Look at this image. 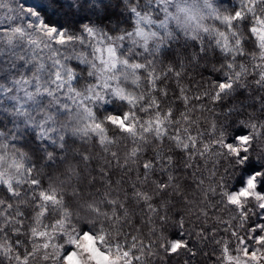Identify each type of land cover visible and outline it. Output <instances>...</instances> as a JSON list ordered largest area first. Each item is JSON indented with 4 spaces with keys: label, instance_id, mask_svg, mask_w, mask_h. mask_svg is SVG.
<instances>
[{
    "label": "snow or ice",
    "instance_id": "obj_1",
    "mask_svg": "<svg viewBox=\"0 0 264 264\" xmlns=\"http://www.w3.org/2000/svg\"><path fill=\"white\" fill-rule=\"evenodd\" d=\"M57 3L40 0L53 10ZM122 3L131 23L105 31L90 24L57 27L22 3L0 2L14 13L0 20V116L11 125L0 126V256L9 264L36 258L41 264H145L158 252L195 256L185 216L170 209L180 201L190 214L207 218L215 200L213 208L236 213L233 228L236 221L240 229L248 225L244 235L231 233L237 254L214 233L205 236L202 229L197 238L220 245L227 264H264V222L252 221H264V120L243 118V104L225 105L252 85L264 90V0H235L231 7L215 0ZM27 17L34 19L25 23ZM174 45L180 47L172 57ZM209 53L220 58L210 69L217 75L182 83L188 68L208 67L200 61ZM256 103L264 114V95L247 107ZM197 111L211 112L207 126ZM29 133L36 149L25 151L15 142ZM77 141L99 147V167H92L89 151L71 148ZM57 150L61 164L69 155L77 162L53 178L47 163L38 168L33 157L55 163ZM201 161L214 168L207 187ZM185 185L201 192L204 203L190 199ZM136 208L151 224L148 236L156 237L147 244L124 231L135 224Z\"/></svg>",
    "mask_w": 264,
    "mask_h": 264
},
{
    "label": "trees",
    "instance_id": "obj_2",
    "mask_svg": "<svg viewBox=\"0 0 264 264\" xmlns=\"http://www.w3.org/2000/svg\"><path fill=\"white\" fill-rule=\"evenodd\" d=\"M101 5V6H97ZM38 12L42 16L43 19H47L49 22L54 23L57 27H65L70 28L72 30H79L82 24H90L95 25L99 28H103L105 31H109L113 28L123 29L127 28L131 23L129 14L124 11L122 0H102L99 2H92L89 0H77L76 2H67L65 0H58L55 10L51 6L49 7H37ZM130 30V29H129ZM111 35L119 34V31L110 32ZM126 46V44H125ZM180 46L174 45L171 49V56L174 57ZM194 47H190L188 52L194 51ZM207 62V68H188L185 79L182 83H195V82H208L210 78L216 76V73L210 72V69L213 65L219 67L220 58L214 57L211 53H209V57L207 61L201 60L200 64L203 65ZM169 63V59H164V64L167 65ZM163 71V68L160 69ZM190 77H194L195 79L190 81ZM175 83V81H173ZM251 84V81H249ZM249 93H252V96H249ZM264 95V90L257 89L255 85H252L251 88H246L242 90V94L232 98L231 100L225 101V105L228 107H237L239 108L241 104L246 106V115L243 118H247V114H251L254 117L264 120V114L260 112V104L256 103L255 108L247 107V105H251L254 102L256 97ZM208 107L211 109L212 106L209 104ZM182 110V109H181ZM220 107H216L213 109L215 112H219ZM196 118H198L201 123H204L207 126L212 120V114L209 111H204L201 114L200 111L196 112ZM0 126L8 127L10 124L4 117L0 116ZM18 146L22 148V150L29 151L35 150L36 144L32 139V135L25 134L23 139L15 142ZM131 145H129L130 147ZM155 148V145L152 146ZM165 150H167V145L164 146ZM71 148L78 149L80 151H89L90 154L94 157V161L92 167H99L100 163H102L101 150L99 147H93L91 144L81 145L79 141L75 144L71 145ZM51 150V149H50ZM124 145L121 144L120 151L123 155L124 153ZM151 154V153H149ZM63 153L57 150L56 156L57 160L55 163L45 162L43 160L36 161L35 157H33L34 162L37 167H42L47 163V167H45V171L49 173L53 178L60 177L61 173H63L64 169L67 167L68 163L75 164L77 161L72 159V156L69 155L68 162L64 164L60 163V158ZM205 162H200V170L205 177V187H207L211 181L208 179L211 175V172L214 170L212 163H207V167H204ZM220 172H223V167H220ZM120 175L119 172L114 173V179L118 178ZM48 177H44V185L47 186ZM96 187H99L97 184ZM188 191V196L190 199L198 200L201 204L204 203V198L201 192L195 191L194 186L188 187L185 185ZM84 190L87 192L88 188L85 186ZM68 192H71V189H67ZM4 197L3 191H0V198ZM217 200L219 197L216 198ZM174 207L170 209V215L172 212H181L187 221L186 231L191 234V239L189 240V247L193 250L197 251V255L193 256L191 253L181 252L179 255H165L163 252H158L156 256L153 257H145V264H225L224 260L221 259V246L214 243L213 240L208 239H198L196 233L200 232L202 229L206 230L205 236H212L213 233L215 240L220 241H228L231 244V252H236V240L231 236L232 231L239 230L240 235L245 234V229L247 228V224L245 225V229L239 228V221H236V227L233 228L232 218L236 215L230 208H226L224 205H220L219 207L213 208L212 205L216 203L215 200L208 202V216L205 218L204 216H200L197 218L196 215L190 214L188 210L184 207L183 203L180 201H173ZM137 219L135 224L131 227H125V232H131L132 235L137 237V243L141 240L147 244L148 239L155 240L156 237H149L148 232L151 224L145 222L143 216L140 215L141 209L136 208ZM252 221L259 223L264 222L258 219L257 217H253ZM251 223V222H249ZM140 229L141 231H137ZM173 237L177 235L175 231L170 233ZM13 243L15 241V237H11ZM185 239H188V236H185ZM129 243L131 242V236L128 237ZM23 251V247L21 248ZM156 251V249H153ZM0 264H9V261L0 256ZM30 264H40L38 258L32 260Z\"/></svg>",
    "mask_w": 264,
    "mask_h": 264
},
{
    "label": "rangeland",
    "instance_id": "obj_3",
    "mask_svg": "<svg viewBox=\"0 0 264 264\" xmlns=\"http://www.w3.org/2000/svg\"><path fill=\"white\" fill-rule=\"evenodd\" d=\"M67 2H76L77 0H65ZM92 1L94 3L102 1V0H89ZM0 2L7 4L9 7L11 8H16L19 6V4H23L25 7H29L32 8L33 10L37 11L38 15L42 18V16L40 15V13L38 12L37 7L40 6V0H0ZM215 2L218 5H225L228 7H231L234 3L235 0H215ZM9 14H14V13H9L7 8L5 9H0V20H2L4 17H6ZM34 18L32 17H27L25 23L27 22V20H32ZM125 44H127V42H125ZM75 63V62H73ZM10 126H8V128H10ZM236 252H233L232 255H236ZM225 264H227V261H225ZM41 264V262H40Z\"/></svg>",
    "mask_w": 264,
    "mask_h": 264
}]
</instances>
